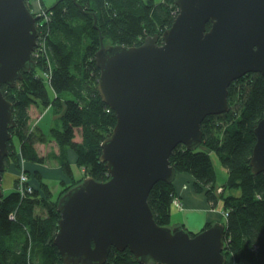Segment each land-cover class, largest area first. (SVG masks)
Here are the masks:
<instances>
[{"label":"water","instance_id":"95a60500","mask_svg":"<svg viewBox=\"0 0 264 264\" xmlns=\"http://www.w3.org/2000/svg\"><path fill=\"white\" fill-rule=\"evenodd\" d=\"M77 4L93 14L97 26L96 14ZM175 4L171 25L140 44L104 46L100 35L97 87L116 115L101 143L109 176L87 175L59 197L54 244L65 264H104L113 247L128 248L141 263H227L223 222L198 232L159 224L148 196L157 181H173V149L200 144L205 117L229 111L230 83L248 72L264 77V0ZM41 17L28 0H0V199L15 125L3 85L14 87L22 72L35 66ZM254 132L251 165L259 173L264 171V116Z\"/></svg>","mask_w":264,"mask_h":264},{"label":"trees","instance_id":"16d2710c","mask_svg":"<svg viewBox=\"0 0 264 264\" xmlns=\"http://www.w3.org/2000/svg\"><path fill=\"white\" fill-rule=\"evenodd\" d=\"M77 2L96 14L97 26L93 14L82 12ZM46 11L49 18L39 28L46 45L41 55H33L35 66L23 71L14 87L3 85L4 95L13 102L15 118L5 161L7 169L11 165L17 169L20 152L31 163H44L47 158L41 154V145L53 143L59 152L52 149L50 154L71 182L53 199L42 169L29 168L33 172L28 175L37 184L31 192L21 193L15 181L13 189L0 199V264H65L54 244L60 218L59 197L87 175L97 180L109 176L106 162L100 159L101 143L111 133L116 115L97 87L100 70L95 53L101 48L100 35L112 43L140 44L146 36L161 34L169 27L178 8L175 0H56ZM42 73H48L47 81ZM228 102L229 111L205 117L200 144L188 148L180 143L169 159L176 172L190 173L195 189L216 206L217 174L211 152L218 155L227 169L220 193L227 212L223 222L224 252L247 264H264V171L255 173L251 165L254 129L264 116L262 74L248 72L233 80ZM49 106L58 117L48 132L40 123L31 125L30 111ZM68 150L75 152L77 165L84 167L83 177H74ZM176 195L174 179L159 180L150 190L148 202L159 224L173 225ZM37 205L46 208V216L36 213ZM212 223H205L202 229ZM104 264L157 263H141L128 248L113 247Z\"/></svg>","mask_w":264,"mask_h":264},{"label":"crops","instance_id":"0c3cea01","mask_svg":"<svg viewBox=\"0 0 264 264\" xmlns=\"http://www.w3.org/2000/svg\"><path fill=\"white\" fill-rule=\"evenodd\" d=\"M56 2V0H30L31 8L34 12H38L41 8L47 9L51 5H53ZM52 92L53 89L51 88ZM51 95V93H50ZM52 96V95H51ZM52 106L46 107L47 112L43 115L42 119L40 118V123L44 127L45 131L48 132L50 129L51 119L53 118L51 116L50 109ZM35 109V108H34ZM42 112V113H44ZM38 110L35 109L34 116H37ZM57 116V115H56ZM54 115V118L56 117ZM34 122H38L37 118L34 117ZM68 158L71 162L72 172L75 173L73 169V165H77L76 163V154L73 150H68ZM49 165L46 163L44 166ZM32 166V167H31ZM38 165L36 163L29 162V168H33L34 170L42 169V167H37ZM78 166V165H77ZM80 167V166H79ZM215 171L217 174L216 166ZM9 175H5L3 179V188H10L14 185V179H15V169H9ZM61 177H63L64 182H68L71 180V178L66 175L63 171L59 170ZM6 173V172H5ZM75 175V174H74ZM76 177V176H75ZM227 180V179H226ZM174 184L176 187V196L178 199H180L182 205L178 206V204H173L174 208L172 207V222H179L181 225H184L188 230L192 232H198L202 229V227L205 225V223L209 221H220L224 222L226 216L222 215L223 208L221 209L220 202L213 206L210 201L207 200L205 194L203 192H199L194 187V178L193 176L186 172H176L174 177ZM217 185L222 186L218 181L217 176ZM235 193V189L233 190ZM176 214V215H174ZM174 224V223H173ZM226 264H247L243 260H236L232 254H229L227 256V263Z\"/></svg>","mask_w":264,"mask_h":264},{"label":"rangeland","instance_id":"374dc122","mask_svg":"<svg viewBox=\"0 0 264 264\" xmlns=\"http://www.w3.org/2000/svg\"><path fill=\"white\" fill-rule=\"evenodd\" d=\"M101 36H103L102 43H103L104 46H108V45H111V44H116V43H112V41H111L110 38H107V37L104 38V35H101ZM35 50H36V47H35ZM41 52H42V49H41ZM36 75H38V74H36ZM42 75L44 76L45 81H47L46 73H42ZM49 91H50L52 97H54L55 94H54V92H52L51 88H49ZM37 110H38V113L36 114L37 116H34L35 109H33L32 111H30L31 112V120H30L31 125H37L38 123H40V121H39L40 118L42 119V117L45 114V112H47V109L46 108H42V107H38ZM48 110H50L51 116L53 117L51 119V121H50L51 124L48 125V127L49 126L51 127L54 124V122L56 121V119H57L58 116H56L57 114H55V112L53 110V107L50 108V109H48ZM42 112H44V113H42ZM54 115L56 116L55 118H54ZM34 117L37 118V121L38 122H34L33 121L34 120ZM14 143L17 144V145L19 144L18 143V139L16 137H15ZM17 149H19V148H17ZM41 149H42L41 154L43 156H45L47 159H46V161L44 163H39V162H34V163H36L38 165L37 167H42V172L46 174L44 180L48 183V185H49V187H50V189H51V191L53 193V199H56L57 196H58V194L60 193V191L61 190L63 191L67 187V185L70 184L71 180L68 181V182H61V180H63V177H61V174H60L59 170L62 171V169L60 167V164H58V161L55 158H52V156L50 154L51 151H52V149L56 150V152H59L58 149H57V147L56 146L54 147L53 143L51 145L48 144L47 146L44 145V144H42L41 145ZM18 155H19V164H20V167H17V169H16L17 170V175L15 174L14 185H15V181L18 180V190L21 191V193H25L27 191L28 192H31L37 186V184L34 181H31L32 180L31 175H28V172L32 174L33 171L32 170H29V167L26 166V164L29 163V161L25 160L22 157V155H21L20 152H19ZM211 157H212V160H213L214 165L216 166L218 181L221 184H224L225 181H226V179H227V169L222 165V163H221L218 155L215 152H211ZM46 162L49 165L44 166ZM10 168L12 169L13 166L11 165ZM13 169H15V168H13ZM73 169L75 171V173H74L75 174L74 177L76 176L75 178H81V177L84 176V172H85L84 171V167H79L77 165H73ZM7 170H9V169H7ZM23 175L27 176L26 179H23L22 178ZM4 177H5V173H4ZM2 183H3V181L1 182V185H2ZM21 183H23L22 186H21ZM14 185L12 187H10V188H3L4 194L10 192V190L13 189ZM2 187H3V185H2ZM29 187H30V189H28ZM22 191H24V192H22ZM215 191H216L217 196H219L218 203L220 202L221 209H222L223 208V199L220 198V193L222 192V190H220L219 189V186H217ZM227 194H229V190L227 191ZM175 199L178 201V206H181L182 203H181L180 199H178V198H175ZM175 204L176 203L174 201V205ZM35 208H36L35 209L36 210V213L42 214L43 216H46L47 215V210L42 205H37ZM225 212L226 211L223 208V211H222L221 214L223 216L224 215L226 216ZM174 215H176V214H174ZM173 223H174L173 225L180 224L179 222H173Z\"/></svg>","mask_w":264,"mask_h":264},{"label":"built area","instance_id":"2783aa9c","mask_svg":"<svg viewBox=\"0 0 264 264\" xmlns=\"http://www.w3.org/2000/svg\"><path fill=\"white\" fill-rule=\"evenodd\" d=\"M36 13H38V14H43L44 17H45V21L49 18L48 11H46L45 9H42V8H41V9H40L38 12H36ZM43 36H44V35H43ZM45 45H46L45 38L41 36V37H40V40H38V43H37V46H36V51H35V49H34V51H33V55H34V56H39V55H41V49H44ZM46 76H48V73H46ZM26 177H27V176H25V175L22 176L23 179H26ZM22 184H23V183H21V186H22ZM24 189H25V188H24ZM28 189H30V187H29ZM219 189L221 190L220 187H219ZM22 192H24V191H22ZM174 201H175L176 204H178V201H177L176 199H175ZM225 214L227 215V212H225Z\"/></svg>","mask_w":264,"mask_h":264},{"label":"bare ground","instance_id":"6f19581e","mask_svg":"<svg viewBox=\"0 0 264 264\" xmlns=\"http://www.w3.org/2000/svg\"><path fill=\"white\" fill-rule=\"evenodd\" d=\"M44 21H45V17H44V15L42 14L41 19H39L38 22H37L38 30H39L40 26L43 25ZM41 36L44 37V36L42 35V33H39L38 38H37V42H38V40H40V37H41ZM99 76H100V74H99ZM98 81H99V78H98ZM97 84H98V82H97ZM26 166L29 167V163H27ZM31 167H32V166H31ZM9 172H10V170H7L6 173H5V175H9ZM15 174L17 175V170H16V169H15Z\"/></svg>","mask_w":264,"mask_h":264},{"label":"clouds","instance_id":"9594fccd","mask_svg":"<svg viewBox=\"0 0 264 264\" xmlns=\"http://www.w3.org/2000/svg\"><path fill=\"white\" fill-rule=\"evenodd\" d=\"M220 188H221V190H222V186H219Z\"/></svg>","mask_w":264,"mask_h":264}]
</instances>
